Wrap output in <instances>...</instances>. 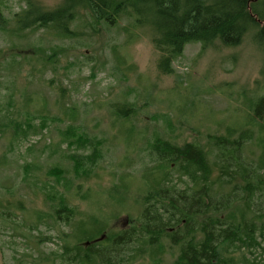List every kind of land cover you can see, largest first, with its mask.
<instances>
[{"label":"rangeland","instance_id":"374dc122","mask_svg":"<svg viewBox=\"0 0 264 264\" xmlns=\"http://www.w3.org/2000/svg\"><path fill=\"white\" fill-rule=\"evenodd\" d=\"M39 2L48 9L62 3ZM26 8L27 0H0V264H68L65 248L77 246L75 225L88 218L100 224L105 241L140 228L145 174L157 164L151 146L158 138L207 148L210 135L226 136L245 123L254 138L240 156L254 167L262 161L264 146L253 143L263 122L252 120V105L264 96V44L252 32L232 48L190 43L173 73L164 75L151 33L133 29L132 19L107 30L82 14L71 25L76 36L61 39L53 30L17 27ZM114 104L132 115L120 117ZM28 121L35 129L16 137L13 124L26 130ZM67 129L76 139L101 142L102 157L89 174L78 176L69 156L92 149L69 144L62 134ZM28 164L37 167L26 172ZM53 166L66 171L61 183L47 176ZM173 178L179 189L189 184L177 172ZM54 185L75 209L70 225L57 220V203L44 196ZM117 191L124 198L118 200ZM164 246L163 255H152L151 247L133 245L120 263L171 264L177 249L167 240ZM91 264L102 263L93 258Z\"/></svg>","mask_w":264,"mask_h":264},{"label":"trees","instance_id":"16d2710c","mask_svg":"<svg viewBox=\"0 0 264 264\" xmlns=\"http://www.w3.org/2000/svg\"><path fill=\"white\" fill-rule=\"evenodd\" d=\"M61 1L57 8L48 9L39 0H27V8L17 16L16 26L21 30H53L58 38L68 39L76 36L71 25L82 14H86L92 24L107 30L117 26L123 18H129L133 29H146L151 33L152 44L160 53L158 69L164 75L173 73V62L183 55L190 43H200L204 49L216 43L232 48L241 45L252 32L254 40L264 44V0ZM114 108L124 119L133 113L117 104ZM252 114V120L262 121L260 126L264 129V96L253 103ZM25 125L26 130L19 123L13 124L16 137L35 129L29 121ZM44 125L47 124L42 120V129ZM237 127L228 128L226 136L210 135L207 148L158 138L151 146V155L155 156L157 164L145 174L148 189L143 197L141 227L97 241L103 232L98 229L100 224L90 218L88 222L87 219L78 222L75 225V230L79 231L77 246L65 248V262L91 264L93 258H99L102 264H123L121 255L129 247L141 243L151 247L152 255H163L167 240L178 252L171 264H264L261 242L264 240V153L257 167L240 156L245 141L254 136L252 131L243 129L245 123ZM73 131L67 129L62 133L69 144H77L79 149L91 148L92 152L69 157L74 161L78 176L80 170L89 174L102 157L101 142H92L83 135L76 139ZM238 132L240 135L235 138ZM263 132L260 130L261 135L253 146H264ZM36 167L28 164L26 172ZM173 172L178 173L180 181L188 179L185 189L174 184ZM65 173L61 167L53 166L47 176L61 183ZM44 188L46 190L47 186ZM52 190L44 196L54 207L57 203L54 216L70 225L75 209L55 185ZM114 195L118 200L124 198L118 191ZM84 241L86 245L82 247ZM259 251L263 256L260 261L256 256Z\"/></svg>","mask_w":264,"mask_h":264},{"label":"water","instance_id":"95a60500","mask_svg":"<svg viewBox=\"0 0 264 264\" xmlns=\"http://www.w3.org/2000/svg\"><path fill=\"white\" fill-rule=\"evenodd\" d=\"M104 236H102L101 238H99L97 241H102V240H104ZM88 245V244H87Z\"/></svg>","mask_w":264,"mask_h":264}]
</instances>
